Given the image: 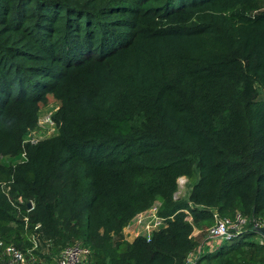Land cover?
<instances>
[{
  "label": "trees",
  "instance_id": "16d2710c",
  "mask_svg": "<svg viewBox=\"0 0 264 264\" xmlns=\"http://www.w3.org/2000/svg\"><path fill=\"white\" fill-rule=\"evenodd\" d=\"M54 136L26 143L39 104ZM190 187L176 197L177 179ZM27 204L31 209L27 210ZM158 205L163 226L122 229ZM246 226L212 250L193 228ZM264 0H0V240L48 264H264Z\"/></svg>",
  "mask_w": 264,
  "mask_h": 264
},
{
  "label": "built area",
  "instance_id": "2783aa9c",
  "mask_svg": "<svg viewBox=\"0 0 264 264\" xmlns=\"http://www.w3.org/2000/svg\"><path fill=\"white\" fill-rule=\"evenodd\" d=\"M34 143V142H30ZM184 184V178L177 179V187ZM158 205L154 204L147 210L137 214L126 226L129 231L135 228L134 237H143L146 241L149 240L152 232L164 227L162 218L157 215ZM31 209V205L27 210ZM213 224L207 229V236L215 245L211 246V250L218 244L228 241L233 235L239 233L247 224L246 219L238 214H235L232 219L219 218L216 214L212 215ZM264 229V217L253 221L252 229ZM124 234V233H123ZM125 235V234H124ZM259 243H264V237L261 236ZM210 246V244H209ZM36 248L34 242L31 249L24 252L16 249L12 245L4 246L0 240V259H3L6 264H45L37 260L32 255V250ZM199 249L189 253L185 258V264H195L196 254ZM90 251L80 243H75L63 248L59 255L48 264H86L89 260Z\"/></svg>",
  "mask_w": 264,
  "mask_h": 264
},
{
  "label": "rangeland",
  "instance_id": "374dc122",
  "mask_svg": "<svg viewBox=\"0 0 264 264\" xmlns=\"http://www.w3.org/2000/svg\"><path fill=\"white\" fill-rule=\"evenodd\" d=\"M57 102L52 95H47L44 100L39 104V111L37 122L33 130L29 131L23 138L24 142L30 143L31 141L36 143L43 139L52 137L56 133V128L52 121V116L57 110ZM189 183L184 179V184L180 187H177V192L175 194L176 197L179 198H186L188 190H189ZM208 226L203 234V236L199 239L201 241V245L204 247L203 250H211V246L215 245V242H211V240L207 236V229ZM223 243V242H222ZM210 244V246H209ZM218 244L217 246H220ZM0 264H6L3 259H0Z\"/></svg>",
  "mask_w": 264,
  "mask_h": 264
},
{
  "label": "crops",
  "instance_id": "0c3cea01",
  "mask_svg": "<svg viewBox=\"0 0 264 264\" xmlns=\"http://www.w3.org/2000/svg\"><path fill=\"white\" fill-rule=\"evenodd\" d=\"M206 228H193L192 230V237L195 239V240H199L204 232H205ZM136 231L135 228H131L129 231H127L125 229V227L122 229V232L125 234V236H127V239H131V238H134V232ZM201 242V241H200ZM198 249H199V246H198Z\"/></svg>",
  "mask_w": 264,
  "mask_h": 264
},
{
  "label": "water",
  "instance_id": "95a60500",
  "mask_svg": "<svg viewBox=\"0 0 264 264\" xmlns=\"http://www.w3.org/2000/svg\"><path fill=\"white\" fill-rule=\"evenodd\" d=\"M27 206V208H29V204H27L26 205ZM258 234H260L261 236H263L264 237V229H260V228H256V229H254Z\"/></svg>",
  "mask_w": 264,
  "mask_h": 264
}]
</instances>
